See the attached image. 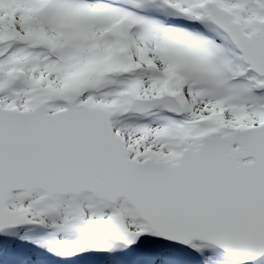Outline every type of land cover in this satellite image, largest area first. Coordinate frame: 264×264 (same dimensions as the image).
Here are the masks:
<instances>
[{"label":"snow or ice","instance_id":"1","mask_svg":"<svg viewBox=\"0 0 264 264\" xmlns=\"http://www.w3.org/2000/svg\"><path fill=\"white\" fill-rule=\"evenodd\" d=\"M0 264H264V0H0Z\"/></svg>","mask_w":264,"mask_h":264}]
</instances>
